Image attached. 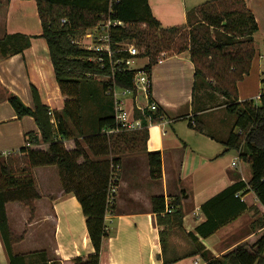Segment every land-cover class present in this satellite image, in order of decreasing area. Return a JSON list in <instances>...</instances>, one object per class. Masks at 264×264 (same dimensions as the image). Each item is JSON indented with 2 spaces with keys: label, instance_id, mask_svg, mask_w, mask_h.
Returning a JSON list of instances; mask_svg holds the SVG:
<instances>
[{
  "label": "trees",
  "instance_id": "1",
  "mask_svg": "<svg viewBox=\"0 0 264 264\" xmlns=\"http://www.w3.org/2000/svg\"><path fill=\"white\" fill-rule=\"evenodd\" d=\"M33 1L37 3L42 24L40 37L48 44L56 82L65 104L61 111H52L43 104L34 86L33 109L25 106L17 96L8 97L17 118L32 117L39 131V134L29 133L26 141L29 146L10 154L0 165V237L9 264H62L50 263L44 253L16 254L13 251L14 245L22 242L24 235L11 230L6 205H24L30 212V221H33L35 203L40 199L34 170L45 167L58 168L65 194L77 199L87 219L95 253L86 260L74 259L72 263L109 264V234L105 219L109 213L110 181L115 168L122 167L119 154L132 150L146 151L149 137L148 129L107 137L102 133L104 130L117 128L113 110L98 120L97 130L92 135L83 133V81L101 80L105 95L109 88L134 89L136 71L128 70L125 64L111 66L107 56H103L105 62L101 63L99 53L79 44L87 31L109 19L123 24L110 30L113 63L130 58L127 52L119 51L124 43L134 44L142 51L137 58L148 59L144 71L149 73L160 61L189 53L194 66L195 90L197 82L202 81L212 92L224 97L226 110L236 117L235 128L239 133H232L224 142V153L236 151L239 154L240 159L250 166V181L244 183L239 178L203 208L214 202L224 203L222 207L227 208L229 206L223 201L232 199L245 210L244 198L248 195L251 201L255 198L258 206L264 209V94L260 96L259 105L252 101L238 102V83L251 71L257 53L254 37L259 31L245 0L209 1L187 13L186 25L171 28H164L153 16L149 0H120L111 8L110 0ZM31 39L22 34L8 35L0 40V54L3 57L22 54L30 47ZM162 54H165L163 59ZM136 116L142 117L139 113ZM162 116L160 110L154 116V124L159 123ZM189 125L198 132L202 131L194 121ZM80 137H83L87 149L78 140ZM68 143L73 146L69 147ZM148 163L151 178L160 179L161 153H148ZM167 206L172 209L170 214H166ZM251 209L254 212L251 229L255 234L249 241L238 244L218 258L202 247L169 258L166 241L173 232L182 229L184 213L178 198L170 203H166L163 197L154 198L153 211L158 226L163 228L160 241L163 251H166L164 264H174L196 255H200L206 264H264V212L255 206ZM236 215L228 210V218L224 222L214 224L208 220L197 228V232L207 237ZM189 237L195 242L191 234Z\"/></svg>",
  "mask_w": 264,
  "mask_h": 264
},
{
  "label": "crops",
  "instance_id": "2",
  "mask_svg": "<svg viewBox=\"0 0 264 264\" xmlns=\"http://www.w3.org/2000/svg\"><path fill=\"white\" fill-rule=\"evenodd\" d=\"M209 1L212 0H149V5L160 24L171 28L186 25L187 13ZM245 2L259 28L254 37L257 53L249 74L253 75L254 71L258 74L261 70L260 60L263 59L259 46L264 41V0ZM15 34L32 39L30 47L22 54L9 57L0 54V165L7 158L5 154H16L29 146L26 142L29 133L39 134L32 117L17 118L8 102L9 95L17 96L25 106L33 109L34 86L43 104L52 111H61L65 104L56 82L48 44L40 37L42 24L35 1L0 0V40ZM150 76L152 99L163 116L159 123L148 129L146 151L119 154L122 166L120 186L114 209L105 219L109 234V264H164L166 251L160 241L163 228L158 226L153 211V200L159 197H163L166 203L178 198L184 213L182 229L173 232L166 241L167 256L173 258L202 247L218 258L254 236L251 206L264 212L257 200L251 201L248 195L244 198L245 210L232 199L223 201L229 206L227 208L218 202L203 208L239 178L244 183L250 181V167L242 163L239 154L224 153V142L232 133H239L235 128L236 117L226 110L224 97L207 86L203 85L196 95L194 66L189 53L160 61ZM209 113H220V116L210 119L209 123L200 121ZM182 120L188 121L187 128ZM190 121L202 131L191 128ZM93 132L83 125L85 136ZM78 140L87 149L83 137ZM68 145L73 146L72 143ZM147 152L161 153L162 177L158 180L150 176ZM236 161V167H233ZM34 178L40 199L35 203L33 221H30V212L24 205H6L11 230L24 235L23 241L14 245V253H44L50 263L73 264L77 258L86 260L95 253L87 219L77 199L65 194L58 168L36 169ZM228 210L235 212L236 217L214 233L204 237L197 232V228L208 220L214 224L224 222ZM190 234L195 242L190 239ZM0 264H9L1 237ZM174 264L206 263L196 255Z\"/></svg>",
  "mask_w": 264,
  "mask_h": 264
},
{
  "label": "built area",
  "instance_id": "3",
  "mask_svg": "<svg viewBox=\"0 0 264 264\" xmlns=\"http://www.w3.org/2000/svg\"><path fill=\"white\" fill-rule=\"evenodd\" d=\"M119 1L120 0H110V8L113 4L119 3ZM119 26H123V24L110 19L101 22L93 29H90L89 33H86L81 41L83 42V45H81V42L79 44L88 50H93L96 53H99V62L101 63L105 62L103 56H107L111 66L113 64H125L128 70L134 71L131 69V65L142 53V51L134 44L124 43L121 45V50H119L129 54L130 58L128 60L122 59L116 63L112 62V56L114 52L111 48L110 30ZM164 57L165 54H162L161 58L163 59ZM133 88V91L122 90V98L117 96V88H109L106 92V95L112 99L114 108L113 114L117 125L116 129L104 130L102 132L107 137L121 133H130L149 129L154 124V116L160 111V107L155 102H152V80L150 73L144 71V67L136 71L133 79ZM129 93L134 94L131 106H128L125 100L127 94ZM140 93H142L143 99L145 100L144 105H139ZM257 101L260 102V96L257 98ZM136 113H139L142 117H137ZM5 155L8 157L10 153ZM233 167H236V163H233ZM120 171V167L117 166L110 181V188L107 197L109 213L112 211L115 205L119 183L118 176L120 175ZM171 212L172 209L167 206L166 214H170Z\"/></svg>",
  "mask_w": 264,
  "mask_h": 264
},
{
  "label": "rangeland",
  "instance_id": "4",
  "mask_svg": "<svg viewBox=\"0 0 264 264\" xmlns=\"http://www.w3.org/2000/svg\"><path fill=\"white\" fill-rule=\"evenodd\" d=\"M89 32L90 30L87 31V33ZM81 45H83V42H81ZM259 45L260 44H257V46ZM259 47H260V50L262 51V57H263V59L260 60L261 70H259L258 74H256V72L254 71L253 75L245 76L243 81L238 83V102L239 103L252 101L255 105H259L260 102H258L256 98L264 94V83H263V80H264V56H263L264 46L261 44ZM146 64H147L146 58H138L131 65V69H133L134 71H137L145 67ZM203 85L207 86L200 80L197 82L196 95H199V92L201 91L202 89L201 87ZM116 93L119 98H122L121 96H122L123 91L121 89H116ZM81 96H82L83 125L89 131H96L98 127L97 126L98 120L106 116L110 111L112 110L114 111V108L112 106V99L105 95V92L103 89V83L99 79L83 81L82 87H81ZM139 96H140L139 105H144L145 100L143 99L142 93H140ZM133 97H134L133 93L127 94L125 100L128 106H131ZM218 115L220 116V113H209L205 116H202V118H200V121L202 120L205 123L207 122L209 123L210 119H214L215 117H218ZM181 122L187 128L188 121L182 120ZM230 154L232 156L234 155L238 156L236 151H232ZM233 163L237 164V161ZM242 163L245 164L244 162ZM119 180H120V176H119ZM119 186H120V183H118V189H119ZM117 195H118V190H117ZM117 195H116V198H117Z\"/></svg>",
  "mask_w": 264,
  "mask_h": 264
}]
</instances>
